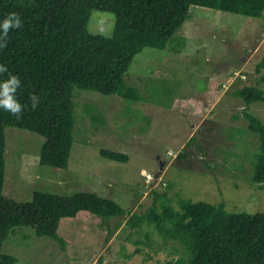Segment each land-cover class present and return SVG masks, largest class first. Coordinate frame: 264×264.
I'll return each instance as SVG.
<instances>
[{
    "label": "rangeland",
    "instance_id": "obj_1",
    "mask_svg": "<svg viewBox=\"0 0 264 264\" xmlns=\"http://www.w3.org/2000/svg\"><path fill=\"white\" fill-rule=\"evenodd\" d=\"M115 15L93 10L88 30L111 36ZM264 16L191 7L188 20L165 50L145 48L125 81L139 100L74 90L76 142L67 169L40 164L45 139L7 127L4 195L30 201L36 191L68 197L96 193L119 203L123 216L81 213L63 219L59 236L66 250L30 226L15 227L2 246L16 264H168L188 257L178 240L164 239L154 225L132 228V214L152 206L154 191L171 186L169 197L215 205L229 213H264V186L254 182L261 140L243 110L264 122V103L234 96L245 86L264 90ZM121 152L113 161L100 150ZM112 233L111 236L108 234ZM141 250V252H138Z\"/></svg>",
    "mask_w": 264,
    "mask_h": 264
},
{
    "label": "trees",
    "instance_id": "obj_2",
    "mask_svg": "<svg viewBox=\"0 0 264 264\" xmlns=\"http://www.w3.org/2000/svg\"><path fill=\"white\" fill-rule=\"evenodd\" d=\"M191 7L264 16V0H0V18L14 10L23 21L10 29L6 46L0 48V63L21 80L16 98L23 106L19 119L0 106V264L17 263L2 251L15 227L30 226L37 236L50 237L66 250L68 241L58 233L63 219L84 213L106 221L127 213L112 199L85 191L68 197L36 191L30 201L6 197L5 129L14 127L42 136L40 164L67 169L76 142L74 90L138 101V90L125 81L135 57L148 47L165 50L188 20ZM93 10L115 15L111 36L88 30ZM263 69L264 58L256 72ZM7 75L0 74V80ZM31 93L39 96L35 108ZM234 96L247 106L264 103V90L257 86L238 89ZM242 113L248 128L261 140L253 179L263 188L264 122L247 108ZM100 154L113 161H129L121 152L102 149ZM167 187L162 193L154 191L149 210L132 214L128 224L132 228L154 225L164 239L178 240L186 247L187 259L168 264H264V213H229L223 203L185 198L179 199L176 208L168 194L172 187Z\"/></svg>",
    "mask_w": 264,
    "mask_h": 264
},
{
    "label": "clouds",
    "instance_id": "obj_3",
    "mask_svg": "<svg viewBox=\"0 0 264 264\" xmlns=\"http://www.w3.org/2000/svg\"><path fill=\"white\" fill-rule=\"evenodd\" d=\"M23 23L20 13L12 10L0 18V48H4L7 44V38L10 29L18 28ZM7 72V78L0 80V106L8 110L10 113L15 114L17 119L20 118L22 105L16 98L17 87L21 85V80L18 75L13 74L8 70V66L0 63V74ZM32 107H36V101L39 96L31 93L29 96Z\"/></svg>",
    "mask_w": 264,
    "mask_h": 264
}]
</instances>
